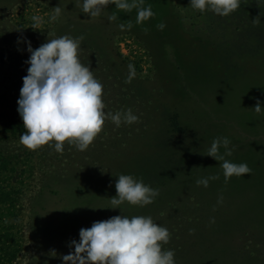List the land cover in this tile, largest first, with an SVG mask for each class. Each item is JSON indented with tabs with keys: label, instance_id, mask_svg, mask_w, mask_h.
<instances>
[{
	"label": "rangeland",
	"instance_id": "obj_1",
	"mask_svg": "<svg viewBox=\"0 0 264 264\" xmlns=\"http://www.w3.org/2000/svg\"><path fill=\"white\" fill-rule=\"evenodd\" d=\"M147 5L155 16L137 24L136 9L111 0L97 17L76 0H0V115L23 121L25 39L37 48L67 34L84 37L79 56L103 84L104 111L131 109L139 117L117 126L109 116L83 151L68 143L63 152L30 150L21 135L0 139V156L34 167L19 201L24 247L15 264H64L81 228L115 215L151 216L167 227L163 247L175 251L176 264H264V111H254L257 101L264 107V0H241L228 16L194 10L190 0ZM218 136L232 142L226 159L247 162L251 174L225 181L220 162L204 155ZM120 174L159 195L146 206L110 208ZM214 174L219 179L208 187L196 184Z\"/></svg>",
	"mask_w": 264,
	"mask_h": 264
},
{
	"label": "clouds",
	"instance_id": "obj_2",
	"mask_svg": "<svg viewBox=\"0 0 264 264\" xmlns=\"http://www.w3.org/2000/svg\"><path fill=\"white\" fill-rule=\"evenodd\" d=\"M77 6L89 17L101 15L110 0H76ZM116 8L131 12L136 9V23L155 16L151 5L144 0H111ZM241 0H190V6L200 12L228 16L240 7ZM56 14L61 12L55 8ZM39 22V17L32 18ZM55 19V17H53ZM114 20V16L109 17ZM254 23H258L254 19ZM124 29L126 26L120 24ZM128 28L132 25L129 23ZM159 29L164 23L157 25ZM83 36L62 35L49 39L37 48L25 39L30 56L25 61L29 67L20 88L17 101L18 113L26 129L20 136V143L30 150L44 145L63 152L65 143L86 150L103 130L105 120L119 126L122 122L132 124L139 117L131 109L106 113L103 99V84L95 77L89 65L81 62L79 53ZM126 82L135 77L134 66L128 65ZM254 111L261 113L264 107L257 101ZM231 140L227 136L215 137L206 154L219 161L227 182L231 177L251 174L247 162L236 163L226 159L232 155ZM223 148L224 152L220 149ZM115 181L116 195L109 198L112 209L127 202L146 206L154 202L159 189L144 183L131 174H120ZM219 175H209L196 180L197 185L208 187L210 181ZM217 203H223L219 197ZM214 223V218L212 219ZM171 239L169 229L158 224L151 216L115 215L106 220L94 221L91 227L79 230V240L73 239L70 246L74 251L62 256L64 264H176L175 251L163 246Z\"/></svg>",
	"mask_w": 264,
	"mask_h": 264
},
{
	"label": "trees",
	"instance_id": "obj_3",
	"mask_svg": "<svg viewBox=\"0 0 264 264\" xmlns=\"http://www.w3.org/2000/svg\"><path fill=\"white\" fill-rule=\"evenodd\" d=\"M25 131L23 121L0 115V139L17 137ZM33 174L34 167L27 159L18 155L0 156V264H15L23 251L19 201Z\"/></svg>",
	"mask_w": 264,
	"mask_h": 264
}]
</instances>
